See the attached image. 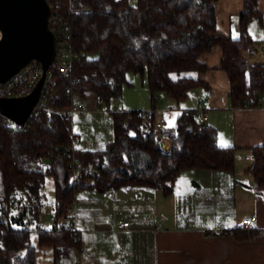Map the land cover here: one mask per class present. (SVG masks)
<instances>
[{
    "label": "trees",
    "instance_id": "obj_1",
    "mask_svg": "<svg viewBox=\"0 0 264 264\" xmlns=\"http://www.w3.org/2000/svg\"><path fill=\"white\" fill-rule=\"evenodd\" d=\"M57 1L59 8L54 9L50 27L58 36L68 35L77 54L72 67L61 71L55 62L49 65L53 81L47 107L29 124L19 127L0 110V264H36L32 231H38L39 243L52 246L56 256H67L79 245L78 232L67 227L38 229L48 175L54 177L53 213L59 217L66 213L75 191L88 186L69 183L71 169L62 153L75 134L70 111L74 100L95 92L100 102L109 104L122 95L127 72L147 73L152 108L111 110L113 139L103 149L78 147L75 154L83 164L82 179L92 180L90 186L100 191L134 184L161 188L166 194L172 192L175 179L185 168L233 173L236 147L221 145L217 128L199 122L198 109L188 108L180 111L175 125L162 129L171 140L170 151L164 152L154 129L157 92L164 91L180 102L192 89L205 86L192 73L207 70L199 56L220 46L219 67L229 77L232 105L264 103V63H248L242 55L253 42L250 23L263 17L259 0H244L238 37L218 31L217 0H137L135 4L130 0ZM251 149L249 171L256 194L261 195L264 142ZM46 158L50 159L48 167L44 166ZM20 209L24 210V224L11 219ZM260 231L255 226L224 230L238 239Z\"/></svg>",
    "mask_w": 264,
    "mask_h": 264
},
{
    "label": "crops",
    "instance_id": "obj_2",
    "mask_svg": "<svg viewBox=\"0 0 264 264\" xmlns=\"http://www.w3.org/2000/svg\"><path fill=\"white\" fill-rule=\"evenodd\" d=\"M258 6L262 20L250 23L258 21V31L249 25L254 52L264 42V0ZM215 8L218 31L238 37L244 0H217ZM221 53L220 46H214L199 56L209 68L192 73L206 84L197 87L199 101L190 107L199 109L208 101L206 122L217 128L221 145L236 147L234 172L185 168L169 194L148 185L125 184L105 191L80 187L74 194L79 245L67 256H56L35 234L31 241L36 264H264V193L256 194L249 171L251 148L264 142V103L232 105L229 77L219 67ZM251 54V63H264V56ZM252 215L258 234L238 239L224 232L241 227L242 217ZM120 219L128 220L129 227L119 228Z\"/></svg>",
    "mask_w": 264,
    "mask_h": 264
},
{
    "label": "water",
    "instance_id": "obj_3",
    "mask_svg": "<svg viewBox=\"0 0 264 264\" xmlns=\"http://www.w3.org/2000/svg\"><path fill=\"white\" fill-rule=\"evenodd\" d=\"M48 0H0V83H5L33 59L41 62L43 75L33 90L24 96H0V110L10 120L23 125L37 104L46 71L54 62L57 37L50 27ZM24 224V210L11 216Z\"/></svg>",
    "mask_w": 264,
    "mask_h": 264
},
{
    "label": "built area",
    "instance_id": "obj_4",
    "mask_svg": "<svg viewBox=\"0 0 264 264\" xmlns=\"http://www.w3.org/2000/svg\"><path fill=\"white\" fill-rule=\"evenodd\" d=\"M49 4L51 7V16H50V22H51V19H54L53 17L54 9L59 8V2L55 0L52 3L49 2ZM2 36L3 33L0 29V39L2 38ZM56 37H57V51L54 62L61 71H67L72 67L74 58L77 56V54L72 50L67 34H64V36L56 35ZM254 48L257 49V52L253 51V47L251 45H249V49H247L248 51L247 54L246 53L243 54V50H242V54L246 58V61L248 63H251L249 57L253 56L251 52L255 54L257 58H259L258 56L260 57L264 56V42L259 43ZM257 63H260L259 60ZM42 75H43V67L41 62L37 59H33L28 65L24 66L16 74L11 76L8 79V81H6L5 83H0V89L4 93L3 96L19 97L29 94L33 90V88L37 85ZM52 81H53V72L47 69L40 98L37 104L35 105L32 113L30 114V117L26 121V123H24L23 125L18 124L19 127H23L29 124V121L35 119L40 113V111L47 107V101L49 99L50 87L52 85ZM66 91L69 93L70 88H67ZM207 106H208V101L203 100L201 102V107L198 109V113H197V120L199 122H206ZM80 107H81V103L78 100H74L70 111L73 114L74 112L79 110ZM130 118L131 115L129 114L127 116V120ZM166 125L167 122H166L164 110L161 108H156V117L154 122L155 133L158 136V143L162 148V150L164 152H169L171 149V144H170L171 140L162 133V129L165 128ZM80 140L81 137L78 134H74L72 136L71 143L65 145L62 150L63 155L68 158V166L71 169L69 183L74 187L82 186V185L90 186L92 184V180H88V179L84 180L81 177L83 164L77 159V156L75 154V150L78 148V144L80 143ZM26 191L28 192L29 189L26 188ZM74 214H75V201L73 200L72 203L67 207L66 213L63 216L59 217L55 213H51L49 217L50 219L49 223L47 224L41 222L39 224L38 229L53 230L64 226L69 229H72L73 231H77L74 222ZM255 219L256 218L253 215L243 216L241 219V225L246 229H250L253 226L252 224L255 221ZM116 223L119 228H127L130 225V222L128 220H123V219L118 220ZM160 225L161 223H159L157 227Z\"/></svg>",
    "mask_w": 264,
    "mask_h": 264
},
{
    "label": "rangeland",
    "instance_id": "obj_5",
    "mask_svg": "<svg viewBox=\"0 0 264 264\" xmlns=\"http://www.w3.org/2000/svg\"><path fill=\"white\" fill-rule=\"evenodd\" d=\"M131 3L135 4L136 0H131ZM252 25H254L253 27H255L258 31V21H254L253 24H250V29L254 30ZM260 63H263L262 60ZM127 79L128 82H126L123 87L122 95L112 99L109 104L106 102H100L95 92H89L86 98L83 100H80L79 98L77 99L79 102H81V107L79 110L73 113L72 130L73 133L78 134L83 140L82 143L78 144L81 149H103L106 147L107 143L113 139L114 129L111 110H149L152 108L153 101L149 88L147 73L129 71L127 72ZM200 93L201 89L198 90L196 87L189 92L185 99L178 102L167 96L164 91H159L156 93V97H160V99L157 98L156 108H161L164 110L165 118L169 126L175 125L177 116L180 113V110H182L178 107L180 106L183 109L193 108L190 106H192L193 103L199 101ZM169 105L172 106V109L167 111V108L165 107ZM243 106L248 105L244 104ZM49 165L50 159H44V166L48 167ZM44 192L46 194V199L45 205L42 208L40 220L41 222L48 224L56 198L53 175L47 176ZM35 234L38 235V231H32V239L35 238Z\"/></svg>",
    "mask_w": 264,
    "mask_h": 264
}]
</instances>
